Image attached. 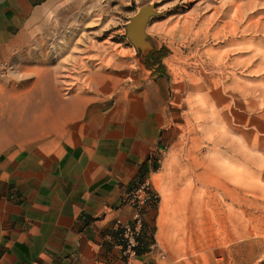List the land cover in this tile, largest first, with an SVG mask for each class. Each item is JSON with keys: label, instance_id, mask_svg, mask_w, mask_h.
<instances>
[{"label": "rangeland", "instance_id": "rangeland-1", "mask_svg": "<svg viewBox=\"0 0 264 264\" xmlns=\"http://www.w3.org/2000/svg\"><path fill=\"white\" fill-rule=\"evenodd\" d=\"M21 30L0 60V172L92 129L150 138L119 186L157 196L130 264H264V0H57ZM14 172L0 196H22Z\"/></svg>", "mask_w": 264, "mask_h": 264}, {"label": "crops", "instance_id": "crops-1", "mask_svg": "<svg viewBox=\"0 0 264 264\" xmlns=\"http://www.w3.org/2000/svg\"><path fill=\"white\" fill-rule=\"evenodd\" d=\"M55 1L0 0V60L17 52L21 28ZM152 62L145 56L146 64ZM58 102L62 110L71 105V101ZM91 132L79 134L75 142L64 144L46 159L34 154L31 170L24 175L18 161L0 172L4 184L14 166L22 194L0 196V264H118L123 259L112 230L116 218L131 221L133 209L120 196L119 186L136 175L154 143L150 138L102 137L95 135V129ZM146 254L141 250L135 257Z\"/></svg>", "mask_w": 264, "mask_h": 264}, {"label": "built area", "instance_id": "built-area-1", "mask_svg": "<svg viewBox=\"0 0 264 264\" xmlns=\"http://www.w3.org/2000/svg\"><path fill=\"white\" fill-rule=\"evenodd\" d=\"M4 69V64L0 62V71ZM156 197L151 192L147 180H143L128 196L123 197L124 202L133 209L131 221L115 219V225L121 232V247L123 255L127 258L126 264H130V259L137 255L136 248L140 245L138 236L144 221V211H148L154 205Z\"/></svg>", "mask_w": 264, "mask_h": 264}, {"label": "trees", "instance_id": "trees-1", "mask_svg": "<svg viewBox=\"0 0 264 264\" xmlns=\"http://www.w3.org/2000/svg\"><path fill=\"white\" fill-rule=\"evenodd\" d=\"M163 56H164L163 55V49H160V50H150L147 53V55H146V61L152 60L153 62L151 64H146L147 68L148 69H151L155 65V63H159V66H161L160 60H161V58ZM140 238H141V236H138V240H139L140 245L136 248V254L139 253L143 249L142 246L146 245V248L148 247V243L147 242L140 241Z\"/></svg>", "mask_w": 264, "mask_h": 264}, {"label": "bare ground", "instance_id": "bare-ground-1", "mask_svg": "<svg viewBox=\"0 0 264 264\" xmlns=\"http://www.w3.org/2000/svg\"><path fill=\"white\" fill-rule=\"evenodd\" d=\"M141 27H142V20L141 19H138V20H135L132 23V26H130V29L132 30V33L135 35L141 29Z\"/></svg>", "mask_w": 264, "mask_h": 264}, {"label": "water", "instance_id": "water-1", "mask_svg": "<svg viewBox=\"0 0 264 264\" xmlns=\"http://www.w3.org/2000/svg\"><path fill=\"white\" fill-rule=\"evenodd\" d=\"M149 13V8H145L136 18H134L133 20H132V23L135 21V20H138V19H141L142 20V25H143V23H144V20H145V17H146V15ZM132 23L130 24V26H132ZM130 26L128 27V29L130 30V31H132L131 29H130Z\"/></svg>", "mask_w": 264, "mask_h": 264}]
</instances>
